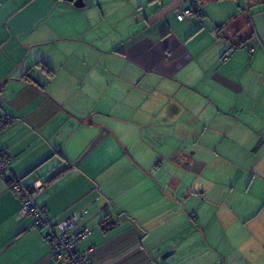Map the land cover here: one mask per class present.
<instances>
[{
  "label": "crops",
  "instance_id": "obj_1",
  "mask_svg": "<svg viewBox=\"0 0 264 264\" xmlns=\"http://www.w3.org/2000/svg\"><path fill=\"white\" fill-rule=\"evenodd\" d=\"M190 1L0 0V264H56L15 177L89 264H264V0Z\"/></svg>",
  "mask_w": 264,
  "mask_h": 264
},
{
  "label": "built area",
  "instance_id": "obj_2",
  "mask_svg": "<svg viewBox=\"0 0 264 264\" xmlns=\"http://www.w3.org/2000/svg\"><path fill=\"white\" fill-rule=\"evenodd\" d=\"M173 13L178 20L192 15L201 16L202 9L197 0H191L184 8L175 7ZM248 49H251L248 47ZM232 49L225 52L224 58L231 53ZM10 116H0V130L10 121ZM10 168L9 156L0 145V174H4ZM9 187L18 196L21 207L20 215L32 218L31 228L46 231L42 239L50 245V255L56 264H89V250L78 251L77 242L89 233L90 228L79 226V213L71 211L64 218L51 221L48 210L35 202V196L41 193L46 185L43 182L24 185L17 177L9 179ZM84 212H87L85 209Z\"/></svg>",
  "mask_w": 264,
  "mask_h": 264
},
{
  "label": "water",
  "instance_id": "obj_3",
  "mask_svg": "<svg viewBox=\"0 0 264 264\" xmlns=\"http://www.w3.org/2000/svg\"><path fill=\"white\" fill-rule=\"evenodd\" d=\"M71 1L75 6H83L84 2L83 0H68Z\"/></svg>",
  "mask_w": 264,
  "mask_h": 264
},
{
  "label": "trees",
  "instance_id": "obj_4",
  "mask_svg": "<svg viewBox=\"0 0 264 264\" xmlns=\"http://www.w3.org/2000/svg\"><path fill=\"white\" fill-rule=\"evenodd\" d=\"M3 127H4V126H3ZM66 169H67V168H65V169H62V170H61V172H62V171H65ZM59 172H60V171H59ZM61 172H60V174H61ZM57 175H59V174H57ZM45 183H46V182H45Z\"/></svg>",
  "mask_w": 264,
  "mask_h": 264
},
{
  "label": "rangeland",
  "instance_id": "obj_5",
  "mask_svg": "<svg viewBox=\"0 0 264 264\" xmlns=\"http://www.w3.org/2000/svg\"><path fill=\"white\" fill-rule=\"evenodd\" d=\"M262 16H264V11H262Z\"/></svg>",
  "mask_w": 264,
  "mask_h": 264
}]
</instances>
